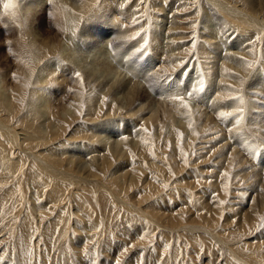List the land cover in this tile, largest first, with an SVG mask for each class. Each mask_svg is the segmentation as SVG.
<instances>
[{
	"label": "rangeland",
	"instance_id": "374dc122",
	"mask_svg": "<svg viewBox=\"0 0 264 264\" xmlns=\"http://www.w3.org/2000/svg\"><path fill=\"white\" fill-rule=\"evenodd\" d=\"M111 1L102 0V7L104 4H110ZM158 1L168 5L174 0L165 2L143 0V3L141 0H116L120 6L122 5L121 7L131 8V13L138 25L142 26L143 33L147 31V23H151L155 16L160 14L155 6L159 4ZM184 1L186 6L181 8L184 10L179 9V12L187 13L185 18H187L188 26L183 30L186 34L182 39L186 44H193L189 45L190 47L186 46L188 49L182 60L183 64L189 62L192 65L196 64L197 70L200 71L204 68V57L203 52L199 51V45L201 48L205 46V40L203 41V37L199 34L201 30L196 20L199 17L202 19L201 16L206 10L207 23L221 35L219 15L213 13L214 8L211 7L210 2L215 3L212 0ZM221 1L226 2V0ZM5 2L7 0H0V72H2L0 74L5 75V71L7 74L5 78L1 75L0 79L2 77L1 80L5 81V88L8 85L6 95L8 100L0 93V248L3 249L0 251L1 263L40 264L43 260V264H65V262L74 264V261L80 264H93V262L100 264L101 261L103 264H115V261L119 260L120 264H198L199 261H209V264H221L222 262L225 264H246L247 262L264 264V244L259 246L256 243L257 240H264V230L259 228L261 222L264 221V210L255 216V221L249 223L246 228L240 229L237 226L234 214L239 210H246L247 204L239 205L236 209V202L240 199L235 193H241L242 190L248 193V183L239 180L230 168L226 171L227 175L222 182V187L227 185L228 190L225 191L224 187L219 189L216 184L218 182L214 180L217 162L214 158L215 150L212 151L213 146H216L218 136L211 133L212 130H205V133L200 134V139L195 138L189 144L188 134L185 129H182L183 126L175 124L172 130L164 128L159 131L157 124L147 127L144 120H138L140 123L133 125L130 116L133 129L139 133L134 144L135 149L133 146L129 151L130 158L129 161L127 160L128 163H125L127 166L121 170L123 171L122 177L119 176L120 172L114 173V166L119 163L120 157L106 149L89 150L90 154L84 149L81 150L84 153L82 157L76 158L78 149L73 150L74 144L91 143L95 145L96 138L93 139L94 137L87 130L91 128V123L95 124L101 119L98 122L100 123L105 120L106 116L89 118L90 111L95 110V101L89 97L90 92L88 91L91 90L88 87L89 84L83 87L84 94L79 103L82 115L70 118L68 121L67 115L64 117L61 112L58 116H50L51 118L41 113L33 101L36 99L35 90L38 89V84L35 82L39 81L37 78L35 80V69L44 59H41L42 61L36 59L38 62L35 60L34 56L37 55L39 44L35 43V45L34 42L29 44L30 34L26 26L23 24V27H19L13 21V16L23 19L21 11H17L16 8L15 15L11 11L6 12L3 9ZM242 2L246 4L248 0L237 1L240 4ZM90 4L92 5L88 10L83 12L85 14L78 13L77 18H74L70 25L72 28L70 34L68 30H65L67 28L64 21L59 23L57 40L63 42L68 35L72 34V36L80 35L81 42H84L85 37L83 38L81 34L89 30L98 37V44L107 45L109 43L111 46L110 52H112L108 57L104 55L105 59L96 55V58L99 57L97 63L103 62L100 70L104 69L105 72V66H109L110 70L119 71V74L124 69L113 67L114 62L111 58L112 55L117 54L119 48H126V45L112 40L117 37L115 36L118 34L117 29L109 28L104 24L88 26L91 22H86L87 18L99 19L98 16L108 13L107 10H102V7L98 9L96 0ZM243 9L249 12L247 7L243 6ZM239 12L241 14L234 13L230 16L232 30L227 28L228 33L231 32L228 38L233 36L234 39L238 35L236 33L239 32L251 36L248 44L251 45L249 51L252 53L248 51L251 54L248 58L254 67L249 68L261 69V65L264 64V29L253 25L251 20L246 19V16H240L245 14ZM53 21L55 18L43 12L39 14L36 25L44 30L50 24L53 25ZM203 28L205 29V26ZM222 36H224L223 33ZM202 41L203 45L200 44ZM88 49L95 51L93 46ZM128 51L136 55L135 49H128ZM196 52H199L197 53L200 57L198 61L190 56ZM148 53L147 51L145 55L139 56L138 60ZM58 56L57 52L53 59ZM50 57L52 59V56ZM40 58L44 57L40 56ZM91 58H95L94 54ZM138 60L129 57V62H132V67L139 76L132 78L130 75L132 73L129 74L124 70L120 73V80H130L128 87L134 86L139 89L147 88V82L150 81L151 84L156 85L158 92L155 99L159 98V92L163 89L162 77L158 80L159 71H155L154 68L146 70L145 61L139 64ZM83 62L84 60H81V65ZM27 67H29L28 70H26ZM77 69L80 75L86 74L84 72L81 74L79 67ZM187 72L185 71V74ZM106 77L109 78L110 75L101 76L104 79H107ZM14 79H17L16 82ZM7 81L13 84L6 83ZM76 89H78L77 86ZM182 97L188 104L193 102L189 96ZM113 99V97L106 96L103 100L101 99V106L105 110H112L113 114L116 108L121 106L119 111H122L121 116L123 117L125 113L123 106L126 99L114 102L120 106L116 104V106H110ZM142 102L143 107L140 111L143 109L146 111L148 101L145 99ZM69 103L72 107L71 111L78 109L76 100L69 101ZM255 109L259 110L260 118L264 122V107ZM183 114L186 115V113ZM121 120L126 119L123 117ZM138 125L141 126L138 127ZM25 130L34 135H40V133L47 135L48 141H38L37 145L23 144L15 133ZM173 134L176 135L175 143L180 146L179 149H176L175 143L172 142ZM122 135L125 136L122 133L120 138ZM139 136L143 139H139ZM113 137L115 138V135ZM209 140L212 141L211 144ZM97 144L95 146L98 147L100 144ZM227 145H231L230 142ZM181 148H183V153ZM72 153L75 155L73 156ZM192 158L197 160L193 162ZM185 160L187 163L184 162ZM80 168L87 172L90 171L93 175L87 176L80 171ZM255 168L257 167L253 169ZM261 170L258 169L263 173L264 167ZM260 175L261 173L257 177ZM257 177L255 176L254 179L259 180ZM165 185L168 187L165 188ZM260 185L258 187L262 188ZM220 201L225 203L220 204ZM214 208H216L215 211ZM141 236L144 238L141 239ZM128 245H134V247H129L128 252L122 254L123 248ZM42 248L45 250L43 258L40 256ZM141 249H143L142 252L139 251Z\"/></svg>",
	"mask_w": 264,
	"mask_h": 264
},
{
	"label": "bare ground",
	"instance_id": "6f19581e",
	"mask_svg": "<svg viewBox=\"0 0 264 264\" xmlns=\"http://www.w3.org/2000/svg\"><path fill=\"white\" fill-rule=\"evenodd\" d=\"M15 1L17 5L16 8L18 9L17 11H21L23 19L17 16H13V21L18 24L19 27H23V24L26 26L28 33L30 34V41L28 40L29 44L30 42L39 44L37 45L39 47V53L37 51V55L34 56L35 60L39 59V61H42L41 59H44L40 66L35 69V80L36 78L39 80L35 82V84H38V89L35 90L36 99L35 101H33L36 107L41 111V113L47 114L48 117L58 116L61 112L64 114V117H66L67 115V120L73 117L76 118L82 113V109H80L79 103L82 100V94H84L83 87L89 84L88 87L91 88V90L88 91L90 92L89 97L92 98V101H95V110L94 112L92 110L90 111L89 118H101V116H106L105 120L103 119L104 121L100 123L98 122L101 119H99V121L97 120V123L95 124L91 123V128L87 130L90 131L91 135L94 137L93 139L96 138V144L99 143L100 148L99 146H95L96 144L91 145V143H89L90 145H83L82 143V145H77L78 143L76 145L74 144L73 150L75 151V148L78 149V151H76L78 153V155L76 154V158L82 157L84 153H82L83 151L81 150L84 149H86L85 151L88 150V153L91 150L93 151V149H106L108 150V152L115 155L117 154L116 156L120 157L121 160L114 166V173L120 172L119 176H121L123 173V171H121L122 168H126V164L128 163L127 160L129 161L130 149H132L133 146V149H135L134 144L138 138L139 132H135V129H133V125L139 124L140 122L138 120H144V124L147 125V127L157 124V130L159 131H162L164 128L172 130L174 129L172 127L175 126V124L180 125V127L183 126L182 129H185L187 131L189 144H191V142H193L195 138L200 139V134L202 132L205 133V130H212L211 133H215V136H218V138L216 137L217 139L215 138L217 140L215 142L216 146H213L214 149L211 148L212 151L215 150L214 158L217 162V166L215 169L216 174H213L215 176L214 180L218 182L216 184H218L220 189V187H222V182H224L223 178L225 177V173H227L226 171L230 170L231 168L232 172L234 171V174L237 175L235 176L239 180H242L243 183L247 182V187L249 188V190L247 191L248 193H246L245 190H242L241 193H235L239 196L240 199L239 202H236L237 205L235 204L236 209L239 208V205L243 204H247V209L243 211L239 210L238 212L235 211L236 213L234 215L235 219L237 220V226L240 229L246 228L249 223L251 224L255 221V216H258V214L262 210H264V171L263 173L258 171V169L263 170L264 167V164L261 163L260 158V151L262 150L261 142L264 141V122L260 118L259 110L255 109L256 107H258L256 103L258 98L252 95V93H264V71H262L260 68L254 70L248 67V64L251 62L250 58H248L249 55L251 57V54L248 53L251 46L248 44L250 43L249 40H251V36H247L239 32L236 33L238 35H236L234 39L233 36L231 38H228V35H230L231 32L228 33L229 30L227 31V28L232 30V27H230V16L234 15V13L236 15H239L241 14L239 11H241L245 15L240 16H246V19L249 21L251 20L253 25L264 29L263 0H248L246 4L243 2L242 4L237 3L238 0H226V2L221 0H212L215 4H213V2H210L211 7L214 8L213 13L219 15L218 21L224 35L223 38L222 33H220L221 35H219L217 31H215L214 28L207 23L208 14L206 10L204 12L202 11V19L199 17V14V19L195 17L197 18L196 21L199 30H201L199 31V34L201 35V37H203L202 40H205V46L201 48L199 45V51L201 50V52H203V62L205 68H202L200 71L197 70L196 64L192 65V63L190 62L185 63V67H181V64L183 63L182 57L188 49V47L186 46H192L193 44H186L182 39L183 35L186 34L183 30H185V27L188 26L187 18H185L187 16V13L183 14L179 12V9L186 6V2L184 0H174L172 1L173 3L171 2L168 5L158 1L159 4L157 3L158 5L155 6H157L160 14L155 16V18L153 16V21L151 23H147L148 27L146 32L149 38V53L144 56V58L142 57L139 60L136 57L137 54L135 55L128 51V49H136L140 46V44L143 43V41L136 36V33L141 32L142 35L144 34L141 30L142 26L138 25L136 19L131 13V8L128 9L126 6L121 7L122 5H119L121 4L119 1L118 4L116 0H112L110 4H104L102 7V10L104 9L108 11L107 14L98 16L99 19L87 18L86 22H91L90 24H88V26L94 24L97 20L106 19L107 23L104 25H107V27L109 26V28H115L118 30V34L115 35L117 37L112 40H116L119 43H122V45L124 46L126 45V48H119L117 54L114 56L112 55L111 61L114 62L113 67L123 68L127 73H132L130 74L132 78L135 76L138 77L139 75L136 74L134 67H132V62H129V57H133L134 60H138L139 64H143V62L145 61L146 70L154 68L155 71H159L160 76L158 80H160V78L162 77L161 84L163 85V89L159 92L160 97H157L156 99L155 95L158 96V92L155 87L156 85L151 84L150 81L147 82V88L145 89H139L134 86L128 87V84L131 81L120 80L119 78L120 73L124 70H122L119 74V71L110 70L111 68H109V66H105V72L104 69L100 70V66L103 64V62L99 64L97 63L99 62L97 61V59L99 60V57H104V55H107L108 57V55L112 51L110 52L111 48L109 47V43L107 45L98 44V37L96 35H93L89 30V33L87 32V34H81L83 35V38L85 37L84 42H81L80 35L72 36V34L68 35L66 40L63 42L57 40L59 23H63L64 21L66 25L65 27L67 28L65 30H68L70 34V29H72L70 25L72 24L74 18H77L78 13L87 11L88 8L93 4H90L93 0ZM162 1L165 2L166 0ZM243 6L247 7L249 12L244 11ZM187 7H189V5ZM43 12L48 13L51 17L55 18V21L52 22L53 25L50 24L44 30L40 29L39 26L36 25L39 14ZM188 21L192 22L191 20ZM84 25L86 26V24ZM84 25H82L83 28H85ZM204 26L205 29L203 28ZM28 37L29 36H27V38ZM203 41L200 44L203 45ZM90 46H93L95 48V51L92 52V50L88 49ZM57 52L59 56L53 59L54 55ZM197 53L199 52L188 55H190L192 59L194 58V60L198 61L200 57ZM93 54L95 58H91ZM96 55L99 57L96 58ZM40 56H43L44 58H40ZM50 56H52V59ZM77 57H80V59H76ZM81 60H84L82 65ZM78 67L80 68L79 70L81 74L82 72L86 73H83L84 75H80L79 78L75 75L77 73ZM200 67L201 66H199V68ZM28 68L29 67H27L26 70H28ZM184 69L185 71H188L186 74ZM5 72L4 74L7 75ZM103 74L110 75V77H106L107 79L101 78ZM1 75L5 78V75L0 74V76ZM201 76H203V79L205 81L204 91L198 92L193 97L189 98L190 100H193V102L191 103L190 100H188V102L191 103H187L189 105L188 108L183 107L181 101L174 97H182L184 95L188 96V91L191 90L192 86L196 84V81L199 80ZM2 77L1 79H3ZM1 79L0 86L2 91L0 93L6 100H8V97L6 96L8 94V85L6 84L7 88H5V81ZM6 83H10V81H7ZM10 84H13V82ZM76 86L78 87V89H76ZM16 88L17 87H15V89ZM106 96L114 98L111 102L109 101L111 105H108L110 106L118 105L114 103L115 101L121 102L122 99H126V102L124 103L125 105L123 106L125 110V113H123V117L126 120H121V118L123 117L121 116L122 111H119L120 108H122L120 105H118L120 107L116 108V111L114 112V114H116L115 117L112 113V110H105L104 107L101 106L102 104L100 101H102ZM239 96H243V105H241L238 99H235ZM5 99H3L4 102ZM145 99L148 102L145 107L146 111L145 109H143V112V110L140 111V109L141 107H143L142 101ZM73 100H76V106L78 109L76 108L77 110L71 111L72 107L69 106V101ZM263 101L264 100H261L259 101V103L262 105L264 103ZM241 106L245 109V119L241 121L240 125L235 124V117L221 118L219 115L222 111L229 112L234 108ZM183 113H186V115H184ZM130 116L132 117L131 120L133 125L130 123ZM178 118L180 119L178 120ZM125 127H127V129H125ZM229 128L232 129L231 133L228 132ZM16 132L17 133L15 134L17 135V137H19L20 141H22L23 144L37 145L38 141H48V136H44L42 133H40V135H34L32 134V132H27L26 130ZM122 133H124L125 136L122 135V138H120V134ZM112 135H115V138ZM168 135H170V133ZM209 136L210 134L208 133V137ZM112 137L113 139L111 140ZM140 138L141 137L139 136V139ZM171 139L172 142L175 143V141L177 140L176 135L172 136ZM227 140L228 142L224 143V141ZM211 142L212 141H210V144ZM229 142L232 146L227 145L229 144ZM137 144L136 147L138 149ZM70 146L72 145L70 144ZM179 147L180 146L175 143V148L179 149ZM207 147L205 149H207ZM249 148H255L256 154L253 155V153L249 151ZM123 149L126 150L122 151ZM73 150H71V152ZM74 155L75 154H73V156ZM211 159L212 157L210 158V160ZM195 160L193 159V162H195ZM255 166L257 168L253 169ZM207 167L209 166L207 165ZM80 171L85 173L87 176L93 175V173L91 175L90 171L87 172V170H83V168H80ZM260 173V177H257V175ZM255 176L259 180L254 179ZM258 185H260L262 188H259ZM216 208H214V211ZM263 241L264 240H257L256 243L260 246L261 244H264ZM208 262L199 261L198 264H209ZM0 264H2L1 261ZM221 264L225 263L222 262ZM246 264L249 263L247 262Z\"/></svg>",
	"mask_w": 264,
	"mask_h": 264
},
{
	"label": "snow or ice",
	"instance_id": "6c2138e0",
	"mask_svg": "<svg viewBox=\"0 0 264 264\" xmlns=\"http://www.w3.org/2000/svg\"><path fill=\"white\" fill-rule=\"evenodd\" d=\"M141 3H143V0H141ZM96 5H97L98 9L100 7H102V0H96ZM16 7H17V5L15 3V0H7V2L3 3V9L6 12L11 11L13 15H15L14 10H15ZM106 23H107L106 19H100V20H97L94 24H92L91 27L97 26V25H103V24H106ZM86 24H88V23H86ZM86 34H87V30H86ZM136 36L139 37L140 40L143 41V43L140 44V46L135 49V52L137 54V58H139V56H143V55H145L147 53L148 46H149V38H148V35H147L146 31H144L143 35L141 34V32H137ZM222 38H223V36H222ZM109 47H111V46H109ZM181 67L182 68L185 67V64L182 63ZM248 67H250V68L254 67V64L253 63H249ZM261 70L264 71V64L261 65ZM75 75L78 78L80 77L79 73H76ZM204 88H205V81L203 79V76H201V78L196 81V84L192 86L191 90L188 91V96L189 97H193L196 93L203 92ZM252 95H254V96H256L258 98L257 101H256L257 106L258 107H264V105H261L259 103V101L264 100V93L253 92ZM174 98L179 99L181 101V103L183 104V107H185V108L189 107V105L184 102L183 97H174ZM235 99H238L240 101L241 105H243V103H244L243 96L236 97ZM244 113H245V109H244V107L241 106V107L234 108L232 111H229V112H223L222 111V112H220L219 115H220L221 118L235 117V124L236 125H240L241 121L245 119ZM231 131H232V129L229 128L228 132L231 133ZM229 138H231V137H229ZM261 148H262V150L260 151V158H261V163L264 164V141L261 142ZM249 151H251L253 153V155L256 154V149L255 148H249ZM181 152L183 153V148H181ZM184 162L187 163V160H185ZM225 175H227V173H225ZM167 187L168 186L165 185V188H167ZM224 188H225V191L228 190V186L227 185H225ZM219 203L220 204H224L225 202L224 201H220ZM259 228L261 230H264V221L261 222V224L259 225ZM140 238L143 239L144 237L141 236ZM129 247H134V245H128V246L124 247L123 250H122V254H126L128 252ZM0 251H3V249L0 248ZM44 251L45 250L42 248L41 257H43ZM139 251L142 252L143 249H141ZM0 259H2V258H0ZM40 264H43V260H41ZM65 264H67V262H65ZM74 264H80V262L74 261ZM93 264H94V262H93ZM100 264H103V261H101ZM115 264H120V261L116 260Z\"/></svg>",
	"mask_w": 264,
	"mask_h": 264
}]
</instances>
